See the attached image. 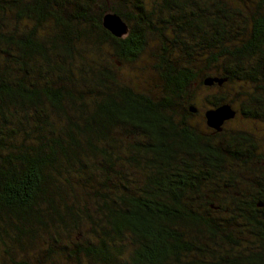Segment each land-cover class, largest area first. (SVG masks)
Listing matches in <instances>:
<instances>
[{
    "label": "trees",
    "instance_id": "trees-1",
    "mask_svg": "<svg viewBox=\"0 0 264 264\" xmlns=\"http://www.w3.org/2000/svg\"><path fill=\"white\" fill-rule=\"evenodd\" d=\"M149 34L158 94L116 74ZM231 80L264 118V0H0V264H264L256 139L189 121Z\"/></svg>",
    "mask_w": 264,
    "mask_h": 264
},
{
    "label": "rangeland",
    "instance_id": "rangeland-1",
    "mask_svg": "<svg viewBox=\"0 0 264 264\" xmlns=\"http://www.w3.org/2000/svg\"><path fill=\"white\" fill-rule=\"evenodd\" d=\"M144 2L148 3L149 0H144ZM127 10L131 12L129 5H127ZM30 22V21H29ZM125 22V21H124ZM31 24V22H30ZM161 37L156 36L155 34H149L145 41V46L142 52H140L137 58L133 61L122 62L120 66L116 69V74L120 79L127 81V83H133L138 85V88L142 90H146L150 93L158 94L160 91V84L154 77V71L152 70V62L151 59H155V56L158 54V44L163 41L160 39ZM143 44V45H144ZM104 45H102L101 49ZM116 57L111 54L110 48H105L102 50L101 61H113ZM190 57L186 56V59L179 58L177 63H187L190 65ZM114 67V66H113ZM190 90V98L192 97L193 104L199 109L197 115L192 116L189 121L192 124L197 125L200 129H206L204 126V118L202 116L203 111L206 109L213 108V105H210L207 100L213 99L212 96H224L229 101H221L220 104L227 103L230 107L235 110V115L230 120L224 122L222 128L223 130H242L249 132L253 135L254 139H256L257 147L259 148V152L261 155H264V118H251L245 115H242L239 112V106L241 99L245 96L246 92H251L252 87L248 82L239 81V80H231L228 84H223L221 86L213 85L210 87L203 86L201 84L197 85L195 82L191 84L189 87ZM219 104V105H220ZM244 176H250L249 173H244ZM214 202H218V196L212 195L210 196ZM219 203V202H218ZM224 215H227L229 212L222 210ZM220 215L222 214L221 211ZM215 214V213H212ZM219 215V214H218ZM221 215V216H224ZM227 217V216H226ZM238 230H242V227H239ZM243 235V234H242ZM240 236V235H238ZM71 237H74V232L71 233ZM243 241V240H242ZM35 249H38L35 248ZM62 258V257H61ZM63 260V259H61ZM71 261V263H69ZM68 263L65 264H77L73 258H69ZM59 263V262H57Z\"/></svg>",
    "mask_w": 264,
    "mask_h": 264
},
{
    "label": "water",
    "instance_id": "water-1",
    "mask_svg": "<svg viewBox=\"0 0 264 264\" xmlns=\"http://www.w3.org/2000/svg\"><path fill=\"white\" fill-rule=\"evenodd\" d=\"M101 24L114 37H121L127 32V26L125 22L116 14L111 12H106L103 14ZM222 81L223 79L206 78L204 79L203 83L206 85H210L212 82L221 84ZM234 115L235 110H233L227 103L206 109L203 112L205 124L217 131H220L223 123L233 118Z\"/></svg>",
    "mask_w": 264,
    "mask_h": 264
}]
</instances>
